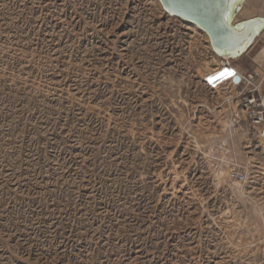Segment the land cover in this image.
Returning a JSON list of instances; mask_svg holds the SVG:
<instances>
[{
    "label": "rangeland",
    "instance_id": "rangeland-1",
    "mask_svg": "<svg viewBox=\"0 0 264 264\" xmlns=\"http://www.w3.org/2000/svg\"><path fill=\"white\" fill-rule=\"evenodd\" d=\"M222 61L160 0H0V264H264V150Z\"/></svg>",
    "mask_w": 264,
    "mask_h": 264
},
{
    "label": "water",
    "instance_id": "water-1",
    "mask_svg": "<svg viewBox=\"0 0 264 264\" xmlns=\"http://www.w3.org/2000/svg\"><path fill=\"white\" fill-rule=\"evenodd\" d=\"M160 1L170 13L205 30L220 55L227 53L232 58L242 56L264 28V17L236 21V16L246 0H237L235 7H229L227 20H220L215 15L217 3L223 4L224 0H187V3L195 6V11L180 7L177 0ZM235 81L240 82V78L236 77Z\"/></svg>",
    "mask_w": 264,
    "mask_h": 264
},
{
    "label": "built area",
    "instance_id": "built-area-1",
    "mask_svg": "<svg viewBox=\"0 0 264 264\" xmlns=\"http://www.w3.org/2000/svg\"><path fill=\"white\" fill-rule=\"evenodd\" d=\"M227 66L231 65L228 64ZM239 78L240 83L244 84L246 89H248L244 96L246 118L249 119L254 129H256L264 150V94H262L264 73L260 78L256 72L243 74Z\"/></svg>",
    "mask_w": 264,
    "mask_h": 264
},
{
    "label": "crops",
    "instance_id": "crops-1",
    "mask_svg": "<svg viewBox=\"0 0 264 264\" xmlns=\"http://www.w3.org/2000/svg\"><path fill=\"white\" fill-rule=\"evenodd\" d=\"M241 10H242L241 12L245 10L247 11L246 14H248V12L250 14V15L245 14L244 19H249L254 17H264V0H246ZM261 38H263L262 40L264 43V28L260 31L259 35L256 37L257 40L255 39V41L251 44V46L245 51V55L250 53V51L254 50V48H256V46L261 41ZM260 47H261L260 50L256 52L252 58L254 61L253 70L254 72H256L259 78L264 73V44H262ZM262 94H264V85L262 89Z\"/></svg>",
    "mask_w": 264,
    "mask_h": 264
},
{
    "label": "snow or ice",
    "instance_id": "snow-or-ice-1",
    "mask_svg": "<svg viewBox=\"0 0 264 264\" xmlns=\"http://www.w3.org/2000/svg\"><path fill=\"white\" fill-rule=\"evenodd\" d=\"M177 3L180 7L186 8L190 11H195V6L187 3V0H177ZM237 0H224L223 4L218 2L216 5V17L220 20H227L229 7H235ZM226 27V25H225ZM236 73L231 68H224L222 71L216 73L215 75L209 76L208 81L210 84H217L223 80L229 78H234Z\"/></svg>",
    "mask_w": 264,
    "mask_h": 264
},
{
    "label": "bare ground",
    "instance_id": "bare-ground-1",
    "mask_svg": "<svg viewBox=\"0 0 264 264\" xmlns=\"http://www.w3.org/2000/svg\"><path fill=\"white\" fill-rule=\"evenodd\" d=\"M242 10H240V12H241ZM239 12V13H240ZM239 13L237 14V16H236V21H243V20H247V19H240V18H238V15H239ZM250 19V18H249ZM197 25V24H196ZM206 32V31H205ZM208 34V33H207ZM209 35V34H208ZM261 35V34H260ZM210 37V36H209ZM259 38V37H258ZM257 40V39H256ZM255 41V40H254ZM243 55H245V53L243 54ZM242 55V56H243ZM231 59H232V57L230 58V55L229 54H227V53H225V54H223V55H221V60H223L222 61V63H223V66H227L228 64H230L231 65ZM228 68H231V69H233V66H229ZM236 77H239V76H236Z\"/></svg>",
    "mask_w": 264,
    "mask_h": 264
}]
</instances>
